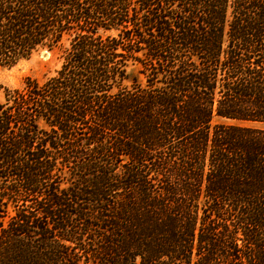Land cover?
Instances as JSON below:
<instances>
[{"label": "trees", "instance_id": "16d2710c", "mask_svg": "<svg viewBox=\"0 0 264 264\" xmlns=\"http://www.w3.org/2000/svg\"><path fill=\"white\" fill-rule=\"evenodd\" d=\"M43 50L0 99V264H264V0H0V64Z\"/></svg>", "mask_w": 264, "mask_h": 264}, {"label": "rangeland", "instance_id": "374dc122", "mask_svg": "<svg viewBox=\"0 0 264 264\" xmlns=\"http://www.w3.org/2000/svg\"><path fill=\"white\" fill-rule=\"evenodd\" d=\"M62 64V52L48 50L35 53L31 58L22 60L13 66L0 64V99L4 100L6 89L22 88L28 78L45 82L56 76Z\"/></svg>", "mask_w": 264, "mask_h": 264}]
</instances>
